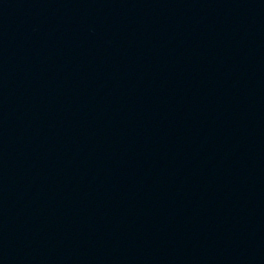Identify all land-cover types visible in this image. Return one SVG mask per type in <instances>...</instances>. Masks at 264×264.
<instances>
[{
    "label": "water",
    "instance_id": "1",
    "mask_svg": "<svg viewBox=\"0 0 264 264\" xmlns=\"http://www.w3.org/2000/svg\"><path fill=\"white\" fill-rule=\"evenodd\" d=\"M0 264H264V0H0Z\"/></svg>",
    "mask_w": 264,
    "mask_h": 264
}]
</instances>
